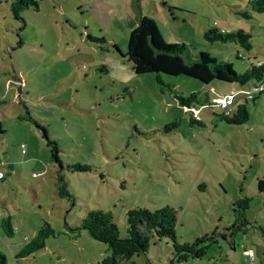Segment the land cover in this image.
Returning <instances> with one entry per match:
<instances>
[{"label":"rangeland","instance_id":"rangeland-1","mask_svg":"<svg viewBox=\"0 0 264 264\" xmlns=\"http://www.w3.org/2000/svg\"><path fill=\"white\" fill-rule=\"evenodd\" d=\"M12 1L0 0V252L7 264H98L110 251L79 228L90 210L112 211L127 237L130 208L167 205L178 211L179 240L217 231L219 241L204 258L178 262L171 239L154 237L137 264H264V93L247 101L248 122L231 124L218 104L181 105L124 56L133 25L148 15L168 43L188 44V61L208 51L243 72L264 59V12L249 0H40L17 19ZM214 26L251 33L252 49L208 40ZM165 80L200 100L234 93L237 105L252 86ZM43 129L58 142L62 164ZM78 164L90 170L71 168ZM60 176L68 195L59 193ZM245 196L250 223L232 236L234 204ZM38 236L44 246L28 254Z\"/></svg>","mask_w":264,"mask_h":264},{"label":"trees","instance_id":"trees-1","mask_svg":"<svg viewBox=\"0 0 264 264\" xmlns=\"http://www.w3.org/2000/svg\"><path fill=\"white\" fill-rule=\"evenodd\" d=\"M251 7L263 13L264 0H249ZM40 0H13L11 9L17 19L21 18L23 10L29 7L39 8ZM205 37L210 41L234 42L247 50H251L252 34L243 29L237 31H225L220 27H210L205 32ZM189 47L186 42L168 43L156 21L148 16L141 15L138 24L133 25L129 37L127 56L133 64V69L137 74H155L157 84L164 90L168 88L179 103L192 111L199 110L195 104L206 106L208 104H218L209 99L200 100L199 93H192L186 97L176 92L173 83L165 80V76L186 75L199 79L210 84L214 80L228 83H240L245 86L252 83L250 89L257 88L252 97L244 98L233 108L231 115L225 111L221 118L231 124H244L250 119V111L247 106L249 99L256 100L258 95L264 93V59L252 63L243 72H238L233 63L225 60H218L212 57L208 51H201L195 59L187 60ZM249 89V90H250ZM236 98V97H235ZM220 105V104H218ZM221 106V105H220ZM194 114V112H193ZM21 119H32L31 116H22ZM0 125V133L3 132ZM44 135L48 140V145L52 149V157L57 163L62 164L57 141L51 139L46 129ZM76 170H90V167L83 164L71 165ZM60 195H68V188L62 176L59 177ZM260 189H264V180L260 181ZM252 199L248 196L240 198L234 204L235 221L227 228L234 236L238 231H245V227L250 223L247 219V210L250 208ZM178 222V211L173 206L167 205L163 208L150 209L144 207H133L127 211L128 236L121 237L119 225L115 221L112 211L102 209H92L88 215L82 218L80 229H85L91 237L106 243L110 253L98 264H137L133 261L136 255L145 254L150 247L151 238H169L173 243L174 258L178 262L189 261L190 259L204 258L209 248L219 241V234L214 231L212 234L198 236L194 241L179 240L176 232ZM8 227L14 232L10 221H5L4 228ZM226 237V234H223ZM44 246V237L38 236L27 243L26 252L35 253ZM7 256L0 252V264H7Z\"/></svg>","mask_w":264,"mask_h":264},{"label":"built area","instance_id":"built-area-1","mask_svg":"<svg viewBox=\"0 0 264 264\" xmlns=\"http://www.w3.org/2000/svg\"><path fill=\"white\" fill-rule=\"evenodd\" d=\"M257 90H258L257 88L246 90L247 97H252L254 95V92H256ZM216 102L218 104H220L222 106V108H224V111L227 114L231 115L233 112V108L236 105L235 94L234 93L227 94L223 97L216 99ZM1 178H4V174L2 172L0 173V179ZM247 254L253 255L252 252H247ZM253 259H254V257H253Z\"/></svg>","mask_w":264,"mask_h":264}]
</instances>
